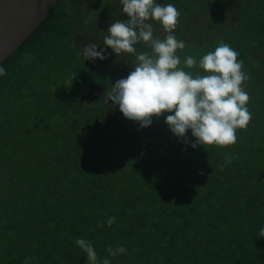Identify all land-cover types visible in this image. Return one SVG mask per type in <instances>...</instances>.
I'll return each instance as SVG.
<instances>
[{
	"label": "trees",
	"instance_id": "1",
	"mask_svg": "<svg viewBox=\"0 0 264 264\" xmlns=\"http://www.w3.org/2000/svg\"><path fill=\"white\" fill-rule=\"evenodd\" d=\"M102 1L104 8L113 9L111 0ZM157 1L173 4L181 13L179 22L182 18L191 20V13L198 12L200 17L193 21L195 26L210 17L205 21L208 30L222 26L237 33L244 27L246 33H264V0ZM230 7L236 11L230 21L228 17L217 15ZM117 17L125 20L123 16ZM69 19L66 5L63 0H58L38 27L0 64L6 70V75L0 76V91L4 88L11 91L10 88L17 89L21 82L26 83L20 71H24V66H37V60L52 49V45L59 43L60 35L68 32ZM159 25L153 24L154 30ZM224 28L212 33H219ZM179 33L180 30L174 33L178 40L181 38ZM256 47L259 49L251 51ZM234 49L239 53L238 60L243 61L242 71H247L252 81L260 77L264 79L260 67L264 60L261 59V64L258 60L264 57L261 56L264 54V40L249 48L238 45ZM201 58L202 55H198L196 60ZM184 70L195 75L201 69L197 66ZM85 73L87 78L99 75L89 70ZM97 81L89 85V92L94 93L99 87L103 93L97 92L90 101L101 103L104 112L94 125L90 121L80 124L86 132L73 133L79 138L75 145L68 143L63 148L64 153L58 155H55L58 150L55 148L41 162H29L32 165L25 171L22 163L7 165L0 159V264H25L26 258H32L28 264H86V253L77 246V238L91 241L98 261L107 258L111 264H264V238L258 237L264 228V163L259 159V155H264V85L257 84L260 83L257 81L246 90L248 85L245 82L252 120L246 129H237V142L232 146L236 152L253 145L251 148L257 152L253 157H258L255 161L260 164L249 162L247 156L243 165L226 173L218 186L201 185L204 187L199 193L191 190L194 196L182 192L175 198L164 189L152 202H143V199L146 195H155L145 188L157 182L156 173L152 169H142L137 175L134 164L131 173L137 182L134 194H120V198H113L110 203L108 187L99 178L112 179L116 166L119 163L122 166L119 158L122 153L123 157H132L138 162L152 155L149 146L164 145L162 141L166 134L156 117L152 118L151 125L141 128L138 122L118 114L110 100L106 103L109 89L105 91V88L109 85L103 88L105 81L98 84ZM80 86L84 92L86 88ZM111 111L116 117H110L108 112ZM15 123L17 119L11 115H0V129L11 127L8 137L5 135L3 139H15L12 127ZM106 129L117 131L115 138L112 134L110 138H104ZM92 132L99 138L89 141L88 134ZM246 139L251 143L248 144ZM10 145L11 142L2 140L0 148H10ZM216 147L219 149L215 157H223L224 147ZM100 151L108 152V156H99V161L109 157L115 161H95ZM116 151L121 153L115 155ZM58 161L67 163L59 165L56 164ZM204 166L202 164L199 168ZM213 173L209 172V181ZM118 181H122L121 176ZM46 185L53 186V190ZM142 207L157 212L156 219L144 224L149 214ZM178 210V217L174 218ZM113 216L116 220L109 227L106 221ZM98 224L103 226L97 227ZM182 233L186 234L182 236ZM187 233L194 238L189 239ZM109 246L113 249L124 247L127 251L113 257L106 251Z\"/></svg>",
	"mask_w": 264,
	"mask_h": 264
},
{
	"label": "rangeland",
	"instance_id": "2",
	"mask_svg": "<svg viewBox=\"0 0 264 264\" xmlns=\"http://www.w3.org/2000/svg\"><path fill=\"white\" fill-rule=\"evenodd\" d=\"M63 2L70 14V19L67 22L68 32L64 36L61 34L58 38L59 43L52 45V49L46 51L43 57L37 60V66H24V71L22 69L20 75L25 78V84L21 82L17 89L12 87L10 88L11 91L7 88L0 91V115H11L15 120L17 119V123L12 126L15 132V139H3L5 135L8 137V131L11 127H1L0 129V132L3 133V135H0V143L2 140H6L7 143L11 142L10 148H0V159L5 161L7 165H12L14 162L24 164V171L32 165L29 162L35 160L41 162L43 158H48V155L52 154L55 148L58 149L55 155L63 154L65 151L63 148L68 143L75 145L79 141L78 135H73L74 132L78 134L80 131L86 132V129L80 124L90 121V124L94 125L95 121L102 115V112H104L102 111V104L90 101L97 92L103 93L102 88L96 87L94 93L89 92L91 83L97 80V84L105 81L103 88L109 85L105 88V91L107 88L110 91L111 86L117 80L126 78L134 70L135 54L122 53L117 56L112 52L111 48L103 44V39L108 34L107 29L119 19L117 16L120 15L125 20L128 19L127 15L122 12L123 6L120 4V0H111L113 9L110 7L108 9L104 8L102 0H63ZM157 2L160 3L159 1ZM233 3L235 4L236 2ZM235 13V8L230 7L227 8L226 12L218 13L217 15L223 18L228 17V21H230ZM191 17L192 19L189 21L182 18L175 29V33L180 30V39H183L186 44L183 50H177V54L182 61L189 55L197 59L198 55L203 56L209 51H214L221 41L234 49L238 45L249 48L264 40V33H246L244 27L242 29L239 28L237 33H233V31H228L227 27L215 26L213 30L224 29L219 33H212L213 30H208L205 23L210 17L202 19L196 26L193 21H195L196 17L199 18L200 14L193 12ZM72 19H74L73 25ZM151 23L155 24L158 22L154 23L152 21ZM162 29V26L155 29V35L163 38L166 33ZM91 43L99 45L97 51L101 48L106 49L107 59L84 60L83 48ZM135 47L140 52L150 51V48L142 42L135 45ZM257 48H252L251 51ZM258 54L261 53L259 52ZM261 56H264V54ZM261 59L264 60V57L258 59L260 64L262 63ZM260 67L264 72V65ZM88 70L99 75L96 78H87L85 72ZM197 72L203 73V70L201 69ZM247 75L250 76L248 72ZM262 80L264 79L260 77L252 81L250 76L247 80L248 86L246 90L251 84L257 83V81L260 82L257 84L264 85ZM80 85L86 88L84 92L80 90ZM116 109L118 114H122L118 106H116ZM108 113L110 117L114 115L113 111ZM169 114L172 113H165L164 115ZM156 121L161 123L164 134H166L162 141L164 145H150L148 149L152 155L145 157L143 155L144 158L139 162L132 157H129V159L123 157L124 153H122L119 157L122 166L120 163L116 166L112 179L99 178L108 187L106 191L110 193V203H112L113 198H120L123 193H126L127 196H130L129 194L131 193L134 194L137 187V182L131 176L134 164L137 167V175L143 171L142 169H152L156 173L154 177H156L157 182L150 183L145 188V191L150 189L155 195H146L143 199V202H152L157 199L158 193L164 189H167L170 192V196L175 198L182 192H187L189 196L193 195L191 192L193 189L199 193L204 187H201V185L218 186L219 181L223 178L225 179L226 173L230 172L232 168H239L243 165L247 156L249 162L257 163L255 160L258 157H253L257 153L251 148L253 145L236 152L232 149L233 145L224 147L223 157L218 158L215 156L219 147L215 145H198L193 149L191 145H186L181 138L176 137L170 131L165 123V116L156 118ZM116 133L117 131L115 130L106 129L104 138H110L111 134L115 138ZM187 136L189 141H195V138L191 135V130H188ZM95 137L99 138L98 134L95 136L94 132H92L91 135L88 134L87 139L90 141ZM245 141L248 144L251 143L250 139ZM255 143L258 144L257 141ZM88 147L92 150L89 145ZM230 147L231 150H228ZM49 148L50 150H48ZM38 149H42V151ZM120 153L116 151L115 155ZM243 154L246 156H243ZM10 156L12 157L9 158ZM99 156L107 157L108 152L100 151L95 161L100 163L110 161L112 163L115 161L110 157L99 161ZM226 159H231V163H227ZM259 159L264 163V155H259ZM218 160L221 163H218ZM66 163L56 162L59 165H66ZM202 164H205V166L200 169L199 167ZM221 165H223V170H221ZM97 170L96 168L95 171ZM209 172L210 174L214 172L210 181ZM119 176H121L122 181H118ZM170 180L176 183H171ZM46 187L50 191L53 190V186L46 185ZM142 210L147 211L146 213L149 214L144 219V224L156 219L157 212H154V210L143 207ZM177 213H179V210L174 214V218L178 217ZM184 234L186 233H182V236ZM186 236L189 239L194 238L188 233ZM52 240L51 238L49 244Z\"/></svg>",
	"mask_w": 264,
	"mask_h": 264
},
{
	"label": "clouds",
	"instance_id": "3",
	"mask_svg": "<svg viewBox=\"0 0 264 264\" xmlns=\"http://www.w3.org/2000/svg\"><path fill=\"white\" fill-rule=\"evenodd\" d=\"M120 4L128 19H117L112 23L103 44L117 56L135 54V63L134 70L107 91L106 103L110 100L112 107L118 106L125 118L138 122L141 128L151 125L153 117L172 113L165 116V123L176 137L193 149L198 145H234L237 129H246L252 120L247 107L250 96L244 88L249 76L242 71L239 53L221 41L214 51H209L199 61L191 55L182 61L177 50H183L186 44L174 34L181 13L173 4H162L157 0H120ZM152 21L162 26L166 33L163 38L155 35ZM141 42L150 51L137 53L135 45ZM98 47L95 43L86 45L83 59H107L106 49L97 51ZM197 66L204 74L193 75L184 70ZM2 75H6V70L0 66ZM188 130H191L194 142L189 141ZM226 162L231 163V159ZM115 220L113 216L106 223L110 227ZM258 237L264 238V228ZM76 244L86 253V264H111L107 258L98 261L91 241L77 238ZM106 251L114 257L127 250L109 246ZM31 259L26 258L25 264Z\"/></svg>",
	"mask_w": 264,
	"mask_h": 264
},
{
	"label": "water",
	"instance_id": "4",
	"mask_svg": "<svg viewBox=\"0 0 264 264\" xmlns=\"http://www.w3.org/2000/svg\"><path fill=\"white\" fill-rule=\"evenodd\" d=\"M58 0H0V64L38 27Z\"/></svg>",
	"mask_w": 264,
	"mask_h": 264
},
{
	"label": "bare ground",
	"instance_id": "5",
	"mask_svg": "<svg viewBox=\"0 0 264 264\" xmlns=\"http://www.w3.org/2000/svg\"><path fill=\"white\" fill-rule=\"evenodd\" d=\"M261 107H262V106H261ZM254 216H255V215H254ZM251 217H252V216H251ZM251 221H252V220H251ZM248 222H249V221H248ZM238 225H239V224H238ZM238 225H237V226H238ZM233 226H234V225H233ZM253 226H254V225H253ZM226 227H227V226H226ZM224 229H225V228H224ZM233 229H234V228H233ZM237 232H238V231H237ZM229 238H230V237H229ZM235 238H236V237H235ZM233 241H234V240H233ZM221 251H222V250H221Z\"/></svg>",
	"mask_w": 264,
	"mask_h": 264
}]
</instances>
